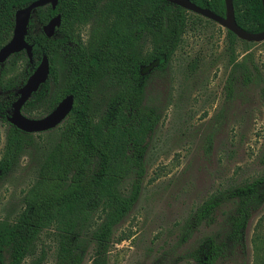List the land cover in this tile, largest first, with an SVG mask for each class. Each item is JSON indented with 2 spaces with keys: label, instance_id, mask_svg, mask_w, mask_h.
Wrapping results in <instances>:
<instances>
[{
  "label": "trees",
  "instance_id": "trees-1",
  "mask_svg": "<svg viewBox=\"0 0 264 264\" xmlns=\"http://www.w3.org/2000/svg\"><path fill=\"white\" fill-rule=\"evenodd\" d=\"M33 1L0 0V49L13 36L17 10ZM192 1L227 14L225 0ZM234 6L242 28L264 30L262 0H234ZM58 14L62 23L49 37L44 25ZM191 15L201 17L170 0H59L55 9L48 4L33 11L27 40L33 45L34 60L30 62L26 52L15 54L25 59V65L15 81H0L1 85L17 87L47 55L50 76L23 110L49 113L70 94L75 102L56 128L57 140L36 182L25 192L21 212L14 219L0 220L1 263L24 264L43 231L50 230L57 244L55 264H84L92 244L91 264H108L114 228L139 198L148 140L160 120L145 104L149 76L168 66ZM227 34L231 43L238 38L231 30ZM254 68L234 61L230 93L238 80L249 83L258 78L260 70ZM14 100L15 96H0L4 121L9 122ZM32 137L33 133L11 124L0 176L16 165ZM131 175V190L124 196L119 187ZM232 200L236 205L225 237H203L188 254L195 264H216L231 247L245 245L248 223L264 203V174L213 194L194 211L187 227L193 230L213 223L218 208Z\"/></svg>",
  "mask_w": 264,
  "mask_h": 264
},
{
  "label": "rangeland",
  "instance_id": "rangeland-1",
  "mask_svg": "<svg viewBox=\"0 0 264 264\" xmlns=\"http://www.w3.org/2000/svg\"><path fill=\"white\" fill-rule=\"evenodd\" d=\"M22 59L10 58L0 67L5 80L20 72ZM235 60L251 71L257 65L260 75L249 83L238 80L230 93ZM263 86L264 41L237 38L231 43L225 27L191 15L168 66L149 76L145 104L160 120L148 140L139 198L114 228L108 264H195L188 254L203 237H225L233 200L218 208L211 224L191 230L187 221L213 194L264 174ZM10 128L0 117V158ZM56 128L33 133L16 165L0 176V220L21 212L25 192L57 140ZM133 180L131 175L121 183L122 195L129 194ZM56 252L57 244L45 230L24 264H55ZM93 255L94 244L84 264H91ZM4 259L8 261V251ZM216 264H264V203L248 223L245 245L231 247Z\"/></svg>",
  "mask_w": 264,
  "mask_h": 264
},
{
  "label": "water",
  "instance_id": "water-1",
  "mask_svg": "<svg viewBox=\"0 0 264 264\" xmlns=\"http://www.w3.org/2000/svg\"><path fill=\"white\" fill-rule=\"evenodd\" d=\"M185 9L211 19L228 30L234 32L238 38L247 41H264V30L260 32H250L242 28L236 20L234 0H225L227 7L226 16H222L208 7H202L192 0H170ZM59 0H34L26 7L20 8L16 12L15 28L12 38L0 49V62L5 61L11 54L26 50L30 60H33V45L27 40L29 24L32 13L38 7L51 4L55 9ZM264 5V0H262ZM62 23L61 14L53 17L46 25L44 31L52 37L56 28ZM51 71L49 57L44 55L41 62L29 76L26 83L19 89V97L13 103V111L8 120L12 125L28 133L49 131L59 126L73 109L75 98L73 94L67 95L49 113L41 117H32L23 112L24 104L38 91L40 86L47 81ZM1 264V263H0Z\"/></svg>",
  "mask_w": 264,
  "mask_h": 264
},
{
  "label": "flooded vegetation",
  "instance_id": "flooded-vegetation-1",
  "mask_svg": "<svg viewBox=\"0 0 264 264\" xmlns=\"http://www.w3.org/2000/svg\"><path fill=\"white\" fill-rule=\"evenodd\" d=\"M29 42V41H28ZM5 45V44H4ZM3 47V46H2ZM1 47V48H2ZM21 52H26V55H27V57L29 58V56H28V54H27V51L26 50H22V51H20V52H17V53H21ZM17 53H14V54H11L5 61H3V62H0V67L2 68V66L10 59V58H19V57H21V56H15V54H17ZM23 58V57H22ZM23 60V59H22ZM34 60V59H33ZM33 60L31 61L30 60V58H29V61L30 62H33ZM0 68V81H3V82H5L6 84H9V83H11V82H13V81H15V76L14 77H12V78H9V79H7V80H5L4 79V73H3V70ZM37 68V67H36ZM35 68V69H36ZM34 69V70H35ZM34 72V71H33ZM32 72V73H33ZM31 73V74H32ZM30 74V75H31ZM29 75V76H30ZM29 76L26 78V80L24 81V82H21V84H20V86H19V89L26 83V81L28 80V78H29ZM50 76V75H49ZM48 80V79H47ZM17 81V80H16ZM19 89L17 88V87H14L13 85H1V82H0V96H2V97H9V96H16L15 97V100H14V102L18 99V97L20 96L19 95ZM14 90H16V92H15V95L13 94V91ZM35 93V92H34ZM33 93V94H34ZM13 102V103H14ZM27 103V102H26ZM25 103V104H26ZM24 104V105H25ZM59 104V103H58ZM57 104V105H58ZM23 110V109H22ZM52 111V110H51ZM23 112H24V110H23ZM25 113V112H24ZM26 114V113H25Z\"/></svg>",
  "mask_w": 264,
  "mask_h": 264
}]
</instances>
